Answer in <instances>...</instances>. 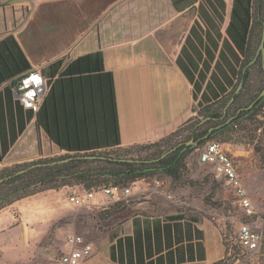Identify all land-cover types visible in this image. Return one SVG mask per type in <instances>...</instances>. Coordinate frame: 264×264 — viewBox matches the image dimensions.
Masks as SVG:
<instances>
[{"label":"crops","instance_id":"1","mask_svg":"<svg viewBox=\"0 0 264 264\" xmlns=\"http://www.w3.org/2000/svg\"><path fill=\"white\" fill-rule=\"evenodd\" d=\"M263 24L264 0H0V41L13 36L30 65L0 83V172L170 136L196 107H217L234 95L253 66ZM33 69L48 85L38 113L20 103L11 84ZM66 188L34 194L57 198L35 217L26 215L24 200L0 209L3 264L9 236L21 233L30 246L31 224L68 213L65 237L73 232L93 245L83 264H220L227 254L220 220L161 201L100 218L112 198L98 195L72 209ZM94 216L106 225L100 232L78 226Z\"/></svg>","mask_w":264,"mask_h":264},{"label":"rangeland","instance_id":"2","mask_svg":"<svg viewBox=\"0 0 264 264\" xmlns=\"http://www.w3.org/2000/svg\"><path fill=\"white\" fill-rule=\"evenodd\" d=\"M258 64L259 67L252 73V82L250 84L251 94L248 98L246 96L236 105L232 104L227 108L228 101L225 100L221 105L213 108V112L219 113V116L222 113L224 114V116L218 119L224 125L217 123V120H209L207 113L196 107L193 117L187 123L163 141L156 142L157 144L149 143V145L143 144L147 145L143 147H123L96 152L97 156H110L114 158L125 156L129 159H137L140 163L138 168L142 169V173H146L144 176L139 177V179L146 178L153 186V189L146 193H139V190H136L133 196L115 201L109 209L98 212L100 218H106L107 215L111 216L115 213L122 212L129 205L146 202H166L172 207L184 212V214H203L212 220H220L221 223H225L223 233L226 244H229L235 250L236 254H241L240 247L236 241V235L238 222L243 220V216L236 203L235 194L224 180L215 176L210 166L200 164L198 148L206 141H217L224 145L237 163L244 186L252 198L258 215H261L264 219V98L251 109H248L258 99L260 93L259 88L261 85H264V71L262 75L259 73L260 67L263 69L261 61ZM249 110L250 112L240 118L238 122L231 124L228 128L226 127L235 117ZM206 130L209 131L206 137L207 139L200 144V142H197L199 131ZM190 141L192 142L190 143ZM125 149H130V151L127 152ZM158 154H167L165 161L182 160L184 167L182 169L183 176L181 181H173L172 178L165 174L162 168L156 170L147 168L148 165L156 167L157 163H153V159ZM64 156L66 155L52 157L51 159ZM53 163L49 164L52 165ZM29 168L24 166L23 168H14L12 170L14 173L11 177L21 176L26 171L28 172ZM7 173V170L0 172V181L3 182V176ZM155 180L163 182L162 189L167 194L172 193L175 195L174 193L177 190L179 194H176L177 196H173L170 199L166 195L157 193L156 185L153 183ZM130 181H126L122 186H129L131 184ZM27 183L29 182H23L18 179V181L12 184L4 185L1 188L0 194L11 193L14 189ZM110 185H113V182L108 186ZM36 186L32 188L30 195L23 196L22 198L18 196L16 199L9 198V202L15 203L20 200L28 201L30 203L27 206L28 211L26 215L32 217L38 216L41 213L40 206L42 203H54L57 202V198L55 197L56 195L42 197V195L34 194L44 191L46 193H55L54 191L59 189L44 190ZM66 187H68L65 190L67 192L64 196L66 203H68L67 197L72 191L85 188L83 185L76 184ZM37 196L42 197V201H38ZM66 208L69 212L71 211L69 205ZM71 208L73 209L74 207L71 206ZM133 213V211H130L129 213H125V215L128 216ZM69 217L70 214L68 213L61 219L52 220L43 225L31 224L30 246L23 245L21 233L9 236V264H52L54 258L65 250L64 242L66 233L64 232L70 229ZM94 217V219L87 223L78 222V226L81 229L90 231L91 234L100 232L106 225H103L96 216ZM86 237L89 238L92 235L88 234ZM1 257L0 254V264H3ZM220 264L225 263L222 261ZM250 264H264V245L250 261Z\"/></svg>","mask_w":264,"mask_h":264},{"label":"built area","instance_id":"3","mask_svg":"<svg viewBox=\"0 0 264 264\" xmlns=\"http://www.w3.org/2000/svg\"><path fill=\"white\" fill-rule=\"evenodd\" d=\"M13 92L20 103L27 109L38 113L48 89L47 80L40 71L33 69L21 74L11 83ZM200 164L208 165L216 177L224 180L234 192L236 203L242 213L243 220L238 222L236 241L241 254L227 245V254L223 259L225 264H250V261L264 245V219L258 215L252 198L244 186L239 168L223 144L217 141H206L199 148ZM156 192L173 198L162 189L163 183L159 180L153 182ZM155 188V187H154ZM153 186L146 178L138 179L129 186L110 185L92 189L72 191L67 197V202L74 208L83 207L93 203L98 195L120 201L135 194L146 193ZM65 250L56 256L52 264H83L89 260L94 252L93 245L83 235L68 233L65 237Z\"/></svg>","mask_w":264,"mask_h":264},{"label":"trees","instance_id":"4","mask_svg":"<svg viewBox=\"0 0 264 264\" xmlns=\"http://www.w3.org/2000/svg\"><path fill=\"white\" fill-rule=\"evenodd\" d=\"M6 51L8 52L6 53ZM250 59L251 57H249L248 60L245 61V64L249 63ZM257 67H259L258 63L254 64L250 68L256 69ZM27 68H30V65L16 39L13 36H9L3 39L2 41H0V83L2 81L9 80L17 76L18 74L24 72ZM250 68L246 71L245 75L243 76L244 86L243 89L241 90L242 92L236 96V99L232 104L236 105L244 97L247 96L248 98V96L251 94ZM6 70H7V74L5 72ZM259 73L261 75L263 74V69L261 67ZM263 87L264 85L260 86L259 88L260 92L262 91L261 89H263ZM230 99L231 98H227L225 100L229 102ZM225 100L221 101L219 105H221ZM213 108L214 107L210 106L209 108L204 109V111L207 113V117L209 118V120H218L219 118L224 116L223 113L221 116H219V113L213 112ZM249 112L250 110L244 112L242 115L240 114L238 117H235V119L232 122H230L228 125H226V127L228 128L231 124L238 122L240 118H242ZM207 134H208V130L199 131L197 140H199L200 144L206 141L203 140V137ZM164 139H162L161 141H163ZM152 144H157V143H152ZM147 145H133V146H129V148L143 147ZM118 148H123V147H118ZM125 150H127V152L130 151V149L129 150L125 149ZM90 156H97L96 152L66 155L64 157H60L56 159L47 158L26 165H18L11 169H8L7 170L8 173L5 176H3L4 178L3 182L0 183V191L4 185L7 186L9 184H12L18 181V179L23 182L28 181L29 183L25 185H21V187L14 189L13 192L11 193L7 192L6 194H2V195L0 194V209L12 203L9 202V198L16 199L18 196L22 198L23 196L26 197L30 195V191L32 190V188L38 184L40 185L36 187H41L44 190L60 189L62 187L70 186L73 184L83 185L86 189H92V188L101 187L103 185L108 186L112 182L113 185L122 186V184H125L126 181L131 180L130 183H132L138 180L139 177H142L146 174V173H142L141 172L142 169L138 168L140 163L137 159H129L126 158L125 156H119L117 158L105 156V159L86 158ZM162 156L163 154L155 155L154 156L155 159H153V163H157L156 167H153L152 165H148L147 168L149 169L162 168L165 174L170 178H172L173 181L175 182L181 181L183 176L182 169L184 167L182 165V160L179 159L173 161H165L166 157L162 158L163 160L160 159ZM97 157H104V156L98 155ZM68 158H71V160L67 163L55 164V165L49 164ZM124 159L134 160V162L124 161ZM23 166L30 167L29 171L28 172L26 171L23 175L18 177L15 178L11 177L13 176L14 172L12 170L14 168L17 167L23 168ZM9 172H11V174H9ZM9 177H11V179H9ZM178 217H182V216H178Z\"/></svg>","mask_w":264,"mask_h":264},{"label":"water","instance_id":"5","mask_svg":"<svg viewBox=\"0 0 264 264\" xmlns=\"http://www.w3.org/2000/svg\"><path fill=\"white\" fill-rule=\"evenodd\" d=\"M259 61H261L262 67H263V71H264V24H263V31H262V35H261L260 44H259V46L257 48V51H256V54H255L254 58L251 60V62L249 63L248 66H252V65L258 63ZM243 86H244V77H243L241 83L239 84V86L237 87L234 95L231 97V99L229 100L228 104L226 105V108L229 107V106H231V104L235 101L236 96L243 89ZM263 98H264V87H263L262 91L260 92L258 99L254 103H252L248 107V109H251L255 104H258ZM207 136L208 135H205L203 137V140H206L207 139L206 138ZM191 142L192 141H190V143ZM197 142H199V140H197ZM166 156H167V154H164L160 159L165 158ZM86 158H90V159L102 158V159H105V157H97V156H90V157H86ZM160 159H158V160H160ZM70 160H71V158L64 159V160H60L58 162H54L52 165L67 163ZM124 161L134 162V160H125V159H124ZM156 169L157 168H151V170H156ZM0 182H2V181H0Z\"/></svg>","mask_w":264,"mask_h":264},{"label":"flooded vegetation","instance_id":"6","mask_svg":"<svg viewBox=\"0 0 264 264\" xmlns=\"http://www.w3.org/2000/svg\"><path fill=\"white\" fill-rule=\"evenodd\" d=\"M217 123H222V121L217 120ZM222 125H224V123H222ZM218 126H221V125H218ZM208 133H209V131H208ZM193 138L197 139L196 137H193Z\"/></svg>","mask_w":264,"mask_h":264}]
</instances>
